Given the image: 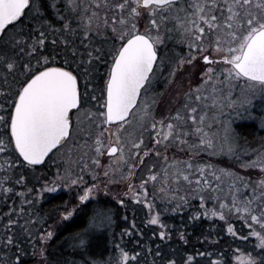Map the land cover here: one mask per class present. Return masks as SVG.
<instances>
[{
  "label": "snow or ice",
  "instance_id": "snow-or-ice-1",
  "mask_svg": "<svg viewBox=\"0 0 264 264\" xmlns=\"http://www.w3.org/2000/svg\"><path fill=\"white\" fill-rule=\"evenodd\" d=\"M172 32H179L188 53L170 74L174 77L197 58L204 67L200 84L185 93L183 110L157 119L151 111L156 101L145 103L142 109L140 101L142 90L147 91L157 68H163L160 47L172 38ZM96 37L103 40L99 47L94 43ZM101 64L106 65L103 73ZM236 87L264 100V0H92L89 5L78 0H0V172L4 173L0 176V193L9 197L14 193V185L26 187L24 173L18 176L16 173L45 164L49 154L54 155V150L67 143L80 128L79 113L87 111L90 127L84 130L81 139L85 144L91 140L94 153L91 165L95 168L103 166L101 157H109V163L103 166L104 176L119 171L121 180L131 181L135 170L145 165L144 157L162 158L160 172L150 167L147 178L139 185L129 182L125 193H131L134 203L148 209V224L166 227L160 213L153 214L154 203L149 200L147 188L150 182L154 186L160 183V192L178 191L172 185L179 186L181 181L195 185L193 198L199 199V207L204 211L194 213L192 219L198 220L201 215L218 217L227 223V233L233 238L255 237V255L238 256L237 264H264V151L257 150L255 159L242 164L246 171L253 169L260 173L254 183L250 178L220 170L230 181L224 199L220 197L221 184H213L223 177L212 165L194 163L192 159H170L167 155L173 144L188 145L194 155L199 154L195 150L215 154L217 142L206 130L212 127L207 123L208 113L219 109L222 114L223 99L230 101V107L235 106L232 95ZM254 97H246L239 106L251 105ZM146 117L152 120L148 128L150 145L143 138ZM130 125L139 128L138 138L122 135ZM93 126L97 129L95 134ZM189 137L197 142L190 143ZM219 150L229 154L234 151L227 129ZM129 159L134 162L129 163ZM85 168H89L88 163L81 172ZM66 174L70 175L67 170ZM92 175L95 179L94 170ZM84 183L83 175L66 181L57 173L54 180L42 186L41 195ZM32 191L28 188L27 192L15 193L21 197L18 218L5 214L0 245L13 253L9 264H27L21 255L26 250L19 238L23 233L30 239L32 227L38 221L30 215L23 224L20 220L27 211L23 205L34 203L28 198ZM101 191L108 194L107 188L101 189L99 184L85 186L78 193V204L63 206L57 227L84 212L86 209L81 205H89ZM205 192L214 194L212 198L218 207L206 206ZM180 200L182 204L188 203L186 197ZM118 202L125 206L124 200ZM182 204L178 203L173 210H179ZM229 216L242 221L249 229L248 234L238 230ZM112 222L110 210L97 202L87 227L71 236L73 247L82 255H92L94 245L100 247L103 240L106 246ZM124 234L132 233L125 230ZM55 235L56 228L49 231L40 225L38 239L43 246ZM167 235L161 231L160 239ZM180 239L185 240L183 233ZM257 248L259 252L255 251ZM43 252L42 247V257ZM155 254L161 255L159 251ZM197 255L207 257V264H231L226 253H219L216 259H212L211 252ZM138 261L139 253L117 244L107 259L85 260L84 264H138ZM166 264H202V261L193 255H177L167 257Z\"/></svg>",
  "mask_w": 264,
  "mask_h": 264
},
{
  "label": "trees",
  "instance_id": "trees-1",
  "mask_svg": "<svg viewBox=\"0 0 264 264\" xmlns=\"http://www.w3.org/2000/svg\"><path fill=\"white\" fill-rule=\"evenodd\" d=\"M78 2L83 5H89L92 0H78ZM50 15L53 14L50 13ZM72 15L74 16V14ZM53 19H55L54 15ZM73 23H76L75 19ZM56 26L59 27V24ZM94 43L99 47L102 45L103 40L101 37H96ZM105 71L106 65L101 64L100 72L103 73ZM259 121L243 120L236 123L233 127L236 141L242 145H247L252 150L257 148L258 150L264 149V146L261 144L264 141V127L261 126L262 122L259 124ZM55 154L42 167H36L34 170L20 169L16 173L17 176L21 172L24 173V185L26 187L14 185V193L9 194L10 198L0 193V235H3L2 224L7 219L5 214L11 213L14 219L18 218L17 214H19L21 207V197L15 195V193L21 191L27 192L28 188L33 189L28 194V198L33 199L34 203L32 205H23L27 211L23 214V219L20 220V223L23 224L30 215L32 219L38 221V224L32 227L30 239L23 233H21L19 238L22 247L26 250L21 255L27 264H84L85 260L91 261L92 259H100L101 257L107 259L117 244L130 252L139 253L138 264H166L167 257H176L177 255H193L197 260L202 261V264H207V257L197 255L198 252L205 251L214 254L212 259L218 258L219 253H226V258L231 260V264H237L238 256L255 255L253 252V246L257 243L255 237L250 236L248 240H241L238 237L233 238L227 233V223L221 221L218 217H205L201 215L198 220H193L194 213H202L204 211V209L193 204L197 203V201L200 204L199 199L191 201L188 205L182 204L179 210L174 211L173 209L176 205L182 203L180 197H177L174 201H168L163 193L151 195V201H153L154 207L157 209L156 212L160 213L161 221L166 226L163 229L160 226L148 224V210L144 205H135L133 201H128L125 206H121L116 201H99L110 210L113 221L111 228L107 230L106 246L102 240L100 247L93 246L92 255H82L79 250L73 247L71 236L87 227L88 218L91 216L92 208L97 202L92 201L87 206L81 205V208L86 209L84 212H79L78 209L79 215L77 217L70 222H63L60 227H57V224L60 222L63 206L67 204L71 207L78 204L79 201L76 192L71 195L68 193H45L41 195L43 183L49 181L60 172V170L53 167ZM243 155L245 156V154ZM243 159L248 161L255 158L254 155H251L249 158L245 156ZM200 163L212 165L217 169V174L223 177L221 182L213 181L214 186L216 183L221 184V199H224L228 195L230 183L228 177L220 172L221 169L239 174L241 177L250 178L253 183L260 176L257 170L249 169L246 171L244 168V171L241 170L239 166L242 163L237 157L212 158L205 154ZM3 175L4 173L0 172V176ZM204 195L208 208H212L218 204L212 198L213 193L205 192ZM153 197H155L154 200ZM228 219L238 230H242L243 234H248L249 229L243 226L242 221L237 220L234 216H229ZM45 221L46 223H44ZM133 222L135 223V228H133ZM41 224L49 231L56 228V235L46 246H43L38 239ZM64 224L67 227H64ZM125 230L132 234H124ZM161 231H165L168 234L164 240L160 239ZM181 233L184 234L187 243H185V240L180 239ZM42 247L44 248L43 257L40 254ZM118 251L117 249V254ZM157 251L161 253L160 256L155 254ZM255 251L259 252V249L257 248ZM12 256V251L0 245V262L9 264Z\"/></svg>",
  "mask_w": 264,
  "mask_h": 264
},
{
  "label": "rangeland",
  "instance_id": "rangeland-1",
  "mask_svg": "<svg viewBox=\"0 0 264 264\" xmlns=\"http://www.w3.org/2000/svg\"><path fill=\"white\" fill-rule=\"evenodd\" d=\"M144 23L143 21L141 22ZM169 27H172L169 24ZM163 30V29H162ZM171 39H167L165 45L160 47V54L163 57V68H157L153 79L150 85L147 88V91L142 94L140 101L141 109L144 104H152V101L155 100L156 103L152 105L151 111L157 119H162L170 114H174L177 109H182V106L185 103V93L189 92L192 89H195L197 85L200 84V75L204 67L201 59L197 58L193 65H184L183 68L176 72V75L173 77L170 73L176 67L177 62L185 57L188 53V48L185 43L182 42L179 32H172ZM227 89H225V94H227ZM246 97H254V94L249 93L245 88L236 87L233 91L232 101H235V106L230 107V101L228 99H223L220 101L224 105L222 114L219 109L212 110L208 113L207 123H210L212 127L207 129L210 134H213V138L217 142V151L215 154H210L208 152H203L200 150H195L199 154L193 153L192 150H189L188 145H179L173 144L167 150V155L169 158H175L179 160H188L192 159L194 163H200L203 155L211 156L212 158H221L228 157L233 158L237 157L242 164L246 161L243 157H250L254 155L256 158L257 149L252 150L247 145H242L240 142L236 141L234 135V125L240 121H259L262 122L261 126L264 127V100L259 99L258 97L253 98V103L251 105H245L240 107L239 105L245 100ZM94 110V109H92ZM218 116V120L215 118ZM88 112L82 111L79 113V120L81 121V126L79 129L73 132L72 138L65 143L55 154L53 167L60 170L59 175L63 176L66 181L75 179L79 175L84 176V184L75 185L72 187H62L58 193H68L69 195L74 194V192L81 193L85 186L91 187L93 184H99L101 189L105 187L108 190V194L105 195L101 191L93 201L99 202L101 200L116 201L119 203V200H124L125 204L128 201H133L131 199V193L125 195L128 192V184L131 182L134 185H139L142 179H146L149 174V168L152 167L154 171L160 172L163 166L162 158L155 157H144L146 163L144 166L138 167L135 172L136 175L132 178L131 181L121 180V173L116 171L111 173L108 177L104 176L105 168L109 163V157L107 155L101 157V168H95L94 165H91V158L94 156V153L91 151V140L88 144L84 143V140L81 137L85 136V131L90 127V122L88 120ZM75 119V118H74ZM151 117H146L144 120V131L143 138L146 145H150L152 141L149 138L148 128L151 124ZM230 125V129H229ZM226 129L229 131V135L232 137L234 143V151L229 154L226 151L221 152L219 150V145L221 138L225 136ZM92 131L95 134L97 129L92 127ZM122 135L126 136L128 139H136L141 135V132L138 127L128 126L126 127ZM190 143H196L194 137H189ZM261 143V142H260ZM105 144H107V136H105ZM264 146V141L261 143ZM259 146V145H258ZM181 148L184 151H181ZM264 151V149H259ZM132 151H135L134 149ZM87 152V155L85 153ZM163 153L164 150L161 149ZM245 154V156L243 155ZM131 155V154H130ZM134 161L129 159V163ZM88 163L89 168H85L83 172L81 169L84 168V164ZM202 164V163H201ZM216 171L217 169L213 167ZM241 170L244 171L242 165L239 166ZM66 170L70 175L66 174ZM93 170L96 173V178L93 179L92 172ZM57 175V174H56ZM54 175L49 181L43 183H48L56 178ZM212 179V177H209ZM115 181V182H110ZM160 183H157L155 186L150 182L147 185L149 189V200L151 201V195L153 194H164L168 201H174L177 197H186L188 203L183 205H188L191 201L198 200V198H193L194 193L192 189L195 185H188L187 183L181 181L179 186L173 184L172 189L175 190L178 187V191H166L160 192ZM153 192V193H152ZM45 193H43L44 195ZM172 196H175V199H171ZM134 203V202H133ZM182 204V203H181ZM199 207V202L193 203ZM143 206V204H136ZM207 206V202H206ZM214 207V206H213ZM218 207V204L215 205ZM200 208V207H199ZM147 209V208H146ZM148 210V209H147ZM157 209L154 207V213ZM159 226V225H157Z\"/></svg>",
  "mask_w": 264,
  "mask_h": 264
},
{
  "label": "water",
  "instance_id": "water-1",
  "mask_svg": "<svg viewBox=\"0 0 264 264\" xmlns=\"http://www.w3.org/2000/svg\"><path fill=\"white\" fill-rule=\"evenodd\" d=\"M142 93H143V90H142ZM141 97H142V96H141ZM60 148H61V147H60ZM60 148H59V149H60ZM59 149H58V150H59ZM58 150H54V153L57 152ZM52 155H53L52 153L49 154V157L46 158L45 163L48 161V159H49ZM44 165H45V164H43V165H38V166H36V167H42V166H44Z\"/></svg>",
  "mask_w": 264,
  "mask_h": 264
},
{
  "label": "flooded vegetation",
  "instance_id": "flooded-vegetation-1",
  "mask_svg": "<svg viewBox=\"0 0 264 264\" xmlns=\"http://www.w3.org/2000/svg\"><path fill=\"white\" fill-rule=\"evenodd\" d=\"M143 94V93H142ZM142 98V97H141Z\"/></svg>",
  "mask_w": 264,
  "mask_h": 264
}]
</instances>
